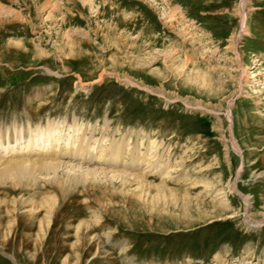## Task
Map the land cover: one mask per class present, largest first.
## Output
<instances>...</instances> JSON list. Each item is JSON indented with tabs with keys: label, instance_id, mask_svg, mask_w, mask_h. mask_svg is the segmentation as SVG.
I'll return each mask as SVG.
<instances>
[{
	"label": "rangeland",
	"instance_id": "1",
	"mask_svg": "<svg viewBox=\"0 0 264 264\" xmlns=\"http://www.w3.org/2000/svg\"><path fill=\"white\" fill-rule=\"evenodd\" d=\"M239 8L0 0V130L61 133L29 156H61L57 183L0 182V264H264V0L243 32Z\"/></svg>",
	"mask_w": 264,
	"mask_h": 264
},
{
	"label": "bare ground",
	"instance_id": "2",
	"mask_svg": "<svg viewBox=\"0 0 264 264\" xmlns=\"http://www.w3.org/2000/svg\"><path fill=\"white\" fill-rule=\"evenodd\" d=\"M246 2H247V0H240V8L239 9H240V16H241L242 32L244 31V28H245L244 16H245ZM59 130H60L59 127L58 126H54V125H48L44 129H38V128L37 129L35 128L34 130L27 129V130H23L22 132L20 131V133H17V131H15V130L13 131V133L8 131L7 129L6 130H0V153H2V152L7 153V151H10L11 153H13L14 152V147L16 146V144L17 145L21 144L20 141H22V140H25L24 143L25 142L27 143L25 145V149L28 152L27 153L28 155L25 156L26 157L25 160H23V156H21V157L15 156L18 159H15L13 156H10L6 160V162H4V161L2 162L3 159L2 160L0 159V182H6L7 180H11V182L14 183L15 187H18L19 185H21V183H22L21 181L22 180H25L27 183L28 182H33V184H35V183L39 182V179H40L39 177L40 176H44V177L48 178L49 176L53 175L52 179H53L54 182L57 183L56 175H57V173L59 171L58 168H59V166L61 164V163H58V160H59V157H61V156H57V154L49 155V153L47 151H46L47 153H45V154L43 153V155L40 156L41 158L31 159V157H29V156L32 153L34 148H37V150H41L42 151L43 148L45 147V143H48L47 146H49L51 148L52 147L51 140L55 139V136H60L61 135V133L58 132ZM72 131L73 132H75V131L79 132L80 128L76 127V125H74V126H72ZM68 136L69 137H67V143L65 145L70 144V146H71V142H70L71 139L70 138H71L72 135L69 134ZM69 139H70V141H69ZM230 142H232L231 144L233 145V148L236 149V146H234L235 142H234L233 138H231ZM86 143L87 142H84V145H83L84 147L81 145L82 143L81 144L79 143L80 145L76 147V149H75L76 151L74 150V152L73 151L71 152V150L69 149V151H66L64 154L65 155L66 154H68V155H76V156L80 155V158H83L87 162H90L92 160L93 153L96 152V148L97 147L95 148L94 145H91V146L87 147ZM150 147H151V149H153L154 147H156V145H154L153 142H151L150 143ZM149 156L150 155H148V154L147 155L146 154L141 155L140 156L141 158L140 159H136V161H135V158H133V155H131L130 157L132 159L130 161V164L135 162L136 165L139 166L140 163L143 162V163L146 164V166L149 169L151 165H154V163L151 161ZM105 158H107V157L103 156L102 158H98V160L102 159L105 162ZM123 158H125V151L124 152L122 150H121V152H120V150L119 151H115L114 150V152L111 151L110 159H116V160H120V161L123 162ZM127 158H128V156H127ZM124 162H126V160ZM147 167H145V168H147ZM70 172L73 173L74 175H69L68 174L69 177L67 178V180L70 182V184L73 183V185L74 184H76V185H78V184H81V185L86 184L87 183L86 177L88 176L89 173H91V174L93 173L95 175L99 174V173L100 174H106L105 171L99 172V171H96V170L92 171V172L91 171L90 172H85V173L81 171L82 173L78 174L72 168L70 169ZM125 172L117 174V176L121 177L122 179H125L124 183L127 182L126 178H128L126 176ZM86 173H88V174L86 175ZM132 178L133 179H138V180H143L144 179L142 177H135V176H133ZM97 179L95 181H97ZM28 188H29V185H28ZM242 201H243L245 206L248 205L247 204L248 203L247 202V198H242ZM245 221H246V224H247L246 226H249L251 228H253V227L255 228V227H257L260 224V223H250L248 218H246Z\"/></svg>",
	"mask_w": 264,
	"mask_h": 264
}]
</instances>
